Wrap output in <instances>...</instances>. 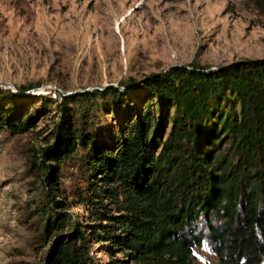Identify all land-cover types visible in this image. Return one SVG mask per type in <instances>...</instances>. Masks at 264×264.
<instances>
[{
	"label": "trees",
	"instance_id": "16d2710c",
	"mask_svg": "<svg viewBox=\"0 0 264 264\" xmlns=\"http://www.w3.org/2000/svg\"><path fill=\"white\" fill-rule=\"evenodd\" d=\"M255 3L264 13V0ZM211 68L192 62L128 90L58 92L53 141L23 148L24 220L36 248L51 243L36 264H101L59 198L73 163L85 185L73 194L100 226L95 239L136 263L197 264L196 248L208 244L220 264H264V58ZM31 88L0 86V133L37 132L25 99L53 97ZM105 114L117 121L111 140L97 130Z\"/></svg>",
	"mask_w": 264,
	"mask_h": 264
},
{
	"label": "rangeland",
	"instance_id": "374dc122",
	"mask_svg": "<svg viewBox=\"0 0 264 264\" xmlns=\"http://www.w3.org/2000/svg\"><path fill=\"white\" fill-rule=\"evenodd\" d=\"M255 1L0 0V86L20 93V87L31 85L25 93L53 97L25 99L37 132L0 133V228L8 238L0 264H36L51 244L36 248L24 220L21 207L29 199L31 178L25 174L23 148L29 141H53L58 92L110 85L128 90L123 85L176 65L219 67L262 59L264 13ZM116 127L111 114L97 124L106 139ZM81 187L79 169L68 164L59 198L86 225L93 255L101 264H142L119 246L95 239L100 226L73 194ZM8 208L16 216L5 213ZM194 255L197 264H220L208 244L197 247Z\"/></svg>",
	"mask_w": 264,
	"mask_h": 264
},
{
	"label": "bare ground",
	"instance_id": "6f19581e",
	"mask_svg": "<svg viewBox=\"0 0 264 264\" xmlns=\"http://www.w3.org/2000/svg\"><path fill=\"white\" fill-rule=\"evenodd\" d=\"M7 211H9L10 215L16 216V211L15 210H12V209L8 208V210L5 209V213H7ZM0 216H2V213H0ZM7 241H8L7 234L5 233L3 228H0V260H1L2 256H3V247L6 245Z\"/></svg>",
	"mask_w": 264,
	"mask_h": 264
},
{
	"label": "water",
	"instance_id": "95a60500",
	"mask_svg": "<svg viewBox=\"0 0 264 264\" xmlns=\"http://www.w3.org/2000/svg\"><path fill=\"white\" fill-rule=\"evenodd\" d=\"M217 68H219V67H212L211 68V70H214V69H217ZM123 89V88H122ZM72 92H70V94H71ZM69 94V93H68Z\"/></svg>",
	"mask_w": 264,
	"mask_h": 264
},
{
	"label": "built area",
	"instance_id": "2783aa9c",
	"mask_svg": "<svg viewBox=\"0 0 264 264\" xmlns=\"http://www.w3.org/2000/svg\"><path fill=\"white\" fill-rule=\"evenodd\" d=\"M0 204H2V202H0Z\"/></svg>",
	"mask_w": 264,
	"mask_h": 264
}]
</instances>
